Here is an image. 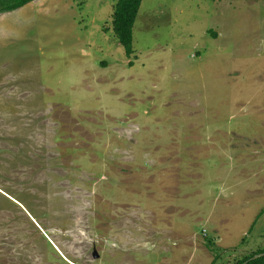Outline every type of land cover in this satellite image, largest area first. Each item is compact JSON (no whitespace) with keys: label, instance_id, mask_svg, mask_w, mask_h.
<instances>
[{"label":"rangeland","instance_id":"obj_1","mask_svg":"<svg viewBox=\"0 0 264 264\" xmlns=\"http://www.w3.org/2000/svg\"><path fill=\"white\" fill-rule=\"evenodd\" d=\"M0 11V264H237L264 247V0Z\"/></svg>","mask_w":264,"mask_h":264},{"label":"trees","instance_id":"obj_2","mask_svg":"<svg viewBox=\"0 0 264 264\" xmlns=\"http://www.w3.org/2000/svg\"><path fill=\"white\" fill-rule=\"evenodd\" d=\"M35 0H0V11H11L20 8ZM142 0H117L112 15V27L125 54L129 57L133 52V27L136 21ZM256 256V257H254ZM211 264H215L214 261ZM237 264H264V247L256 254L245 257Z\"/></svg>","mask_w":264,"mask_h":264},{"label":"water","instance_id":"obj_3","mask_svg":"<svg viewBox=\"0 0 264 264\" xmlns=\"http://www.w3.org/2000/svg\"><path fill=\"white\" fill-rule=\"evenodd\" d=\"M254 257H256V256H254Z\"/></svg>","mask_w":264,"mask_h":264},{"label":"clouds","instance_id":"obj_4","mask_svg":"<svg viewBox=\"0 0 264 264\" xmlns=\"http://www.w3.org/2000/svg\"><path fill=\"white\" fill-rule=\"evenodd\" d=\"M33 2V1H32Z\"/></svg>","mask_w":264,"mask_h":264}]
</instances>
